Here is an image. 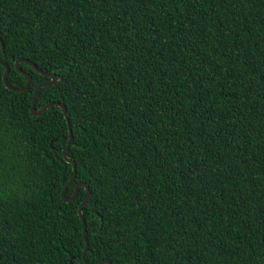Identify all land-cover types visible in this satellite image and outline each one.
Listing matches in <instances>:
<instances>
[{
	"label": "trees",
	"instance_id": "1",
	"mask_svg": "<svg viewBox=\"0 0 264 264\" xmlns=\"http://www.w3.org/2000/svg\"><path fill=\"white\" fill-rule=\"evenodd\" d=\"M20 59L88 251L50 78L0 64V264H264V0H0L12 88Z\"/></svg>",
	"mask_w": 264,
	"mask_h": 264
},
{
	"label": "water",
	"instance_id": "2",
	"mask_svg": "<svg viewBox=\"0 0 264 264\" xmlns=\"http://www.w3.org/2000/svg\"><path fill=\"white\" fill-rule=\"evenodd\" d=\"M1 47H2V49H3V44H2V42H1ZM20 62H25V63H27L28 65H30L33 69H35V70L38 71L39 73H42L43 75H45V76H47L48 78H50V81H48V82H44V83L38 85V86L34 89V91H33V97H32V103H31V107H30L31 114H32L33 116H39V115H41L42 113H44V111H45L47 108H49V107H51V106H56V107H58V108L61 109V111H62V113H63V115H64V118H65V120H66V124H67V127H68V141H67L66 146H65V147L63 148V150H62V156H63V159H64L67 163H69V164L72 165V177H71V179L68 181V183L64 186V188L62 189V191H61V199H62V201L66 202V203L72 201V200L75 198L76 193H77V190H78L79 187H84V188L86 189V191H87V196H86V198L84 199V201L80 204V206H79V208H78V216H79L80 221H81V223H82V237H83V241H84V243H85V247H84L83 252H82V257H84L85 253L88 251V243H87V239H86V236H85L86 225H85L84 218H83V215H82V209H83V206H85L86 203H87L88 200H89L90 192H89V189H88L87 185H85L84 183H79V184H77V185L75 186V189H74V192L72 193V195L69 196V197H66V189H67L68 186H70V185L73 183V181H74V179H75V176H76V165H75L74 161L71 160L70 158H68V156H67V151H68L69 147L71 146V142H72V130H71L70 126H69V119H68V116H67L66 107H65L63 104H60V103H58V102H51V103H48V104H46L45 106H43L40 110H37V109L35 108V100H36L37 92H38L39 88H43V87H47V86H51V85L55 84V82L57 81V77H56V75L53 74V73L40 72V71L37 69V67H36L33 63H31V62H29V61H27V60H24V59H20V60H17V61L15 62L14 67H15V69L18 70V72H20L24 77H26V83H25L24 87H22V88H12V87H10V86L7 84V76H8V73H9V67H8L6 64L0 62V64H1V65L3 66V68H4V73H3V76H2L3 84H4V86H5L7 89H9V90H11V91H13V92H22V91L26 90V89L28 88V86H29V83H30V77L28 76V74H26V73L22 72L20 69H18V64H19ZM53 141H54V140H52V141L50 142V145H51V146H52V144H53ZM70 264H72V261H70ZM97 264H111V263H110L109 261H107V260H103V261H100V262L97 263Z\"/></svg>",
	"mask_w": 264,
	"mask_h": 264
}]
</instances>
